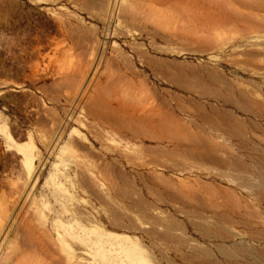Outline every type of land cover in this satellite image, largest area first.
I'll return each instance as SVG.
<instances>
[{"label": "rangeland", "instance_id": "obj_1", "mask_svg": "<svg viewBox=\"0 0 264 264\" xmlns=\"http://www.w3.org/2000/svg\"><path fill=\"white\" fill-rule=\"evenodd\" d=\"M0 264H264V0H0Z\"/></svg>", "mask_w": 264, "mask_h": 264}, {"label": "bare ground", "instance_id": "obj_2", "mask_svg": "<svg viewBox=\"0 0 264 264\" xmlns=\"http://www.w3.org/2000/svg\"><path fill=\"white\" fill-rule=\"evenodd\" d=\"M34 148H35V146L33 145V143H31V144L29 143L28 146L25 147V149L22 148L25 163H26L25 165H27L29 175H32L33 168H34V159H35V155H36Z\"/></svg>", "mask_w": 264, "mask_h": 264}]
</instances>
